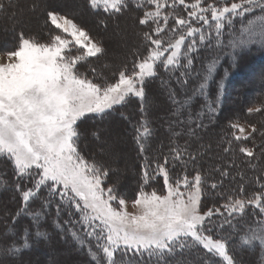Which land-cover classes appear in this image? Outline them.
Here are the masks:
<instances>
[{"label":"snow or ice","instance_id":"obj_1","mask_svg":"<svg viewBox=\"0 0 264 264\" xmlns=\"http://www.w3.org/2000/svg\"><path fill=\"white\" fill-rule=\"evenodd\" d=\"M87 2L93 12L102 11L109 16L130 7V0ZM131 2L137 8H143L145 3L154 5V10L146 9L139 20V24L148 26L144 39L149 42L150 51L146 48L147 56L134 63L131 71H121L117 81L101 82L99 77L87 75L88 71L95 73L88 58L105 51L101 44L67 14L50 9L48 0H33L29 11L43 10L45 24L64 35L52 34L48 42H41L20 32L16 46L0 47V58L4 59L0 63V161L9 160L14 165L20 178L17 190H20V181L26 178L33 181L32 187L21 192L23 213L29 214L31 202L39 199L42 191L46 192L42 209L56 202L57 216L67 212L69 220L64 223L78 226L69 231L81 247L89 245L92 264H182L183 255L198 248L226 264H241L230 254L226 238H214V228L222 230L227 224L235 231L237 225L233 221L243 216L249 206L264 215V183H260L259 194L226 197L220 207L202 209L206 189L222 187L223 179L209 183L210 176L199 169H194L191 177L172 170L178 162L182 170L189 162L195 164L198 155L206 152L210 145L201 144L196 154L188 150L187 144L175 146L171 160L165 158L161 162L158 158L143 157L141 184L131 200L139 213L132 214L127 210L128 199L114 184L107 183L109 173L116 169L86 158L79 150L83 135L79 122L86 117L104 119L134 99L141 102V111L146 117V81L156 78L161 69L174 72L191 68L194 56L190 54L198 53V45L200 49L209 45L227 46L233 52V59L238 50L253 44L264 48V0ZM177 6L186 11V15H174ZM169 8L171 11H165ZM17 9L19 0H0V15ZM245 17L250 18L245 21ZM234 21L240 22L238 33L234 31ZM165 28L174 38L165 40L161 36ZM225 29L232 37L227 45L223 40ZM218 59L213 58L208 63V76L216 71ZM178 83H187V79ZM200 88L203 89V84ZM172 96H175L174 91ZM181 107L183 105L176 109V115H180ZM208 111L215 114L211 106ZM188 122L198 128L205 127L199 116L196 120L189 116ZM149 127L146 118L137 126L135 139L142 154L151 136ZM230 127L233 131L229 134L231 138H226L224 152H233V141L241 142L238 151L246 158L242 162L255 169L264 156V141L259 145L255 143L257 128L253 126L249 132L235 122ZM190 134L199 138L195 129H191ZM92 135L100 138L96 132ZM258 135L264 137V131ZM234 167L238 165L230 156L229 162L215 171L221 178H230ZM237 175L243 178L239 171ZM157 177H162L161 193L155 187L147 191ZM260 181H264V174L258 177V183ZM6 184L7 181L0 180V190H5ZM240 192H244L243 185ZM30 214L39 220L42 212ZM77 214L78 219H73ZM214 217L220 222L214 223ZM56 227L64 230L59 223ZM7 235L13 236L14 230ZM35 236L47 239V234L39 229ZM30 239L31 234L22 238L20 244L13 242L7 248H0V254L19 257L24 250L31 249ZM91 241H95V251ZM240 241L249 250L254 251L258 245L264 251V221L257 228L249 229ZM170 257L173 259L169 260ZM260 264H264V256Z\"/></svg>","mask_w":264,"mask_h":264},{"label":"trees","instance_id":"obj_2","mask_svg":"<svg viewBox=\"0 0 264 264\" xmlns=\"http://www.w3.org/2000/svg\"><path fill=\"white\" fill-rule=\"evenodd\" d=\"M30 2L32 3L33 0H19V9L17 10L21 11V17H23L22 14L28 13L30 17L32 15L35 19H41L44 11L39 10L36 13L29 11L30 6L28 3ZM58 6L50 9L61 14H67L69 18H72L74 22L86 30L105 49L103 54L88 58L90 67L95 69V73L91 71L87 72L89 78L99 77L101 82L104 80L108 82L117 81L121 71H131L134 63L139 62L143 57L147 56L148 52L145 50L146 48L150 51L149 42L144 39V32L148 29V26L139 24V20L143 18V13L146 9L154 10V5H147L145 3L143 8H137L135 3L130 0V7L128 9L112 16L102 11L99 13L93 12L88 7L87 0H66L59 3ZM77 6L81 7L79 15L73 13V10ZM165 11H171V9L169 8ZM11 13L12 11L0 15V47L4 45L16 46L20 32H23L26 37H36L41 42H48L52 34L64 35L59 30L45 24V20L39 27L35 26L34 20L30 17L23 20L24 29H21V27H18L14 23L12 29L7 31L9 22L12 23L15 19ZM174 15H186V11H182L180 6H177ZM249 18L245 17V21ZM84 19H88L89 21L84 23ZM120 20L126 25L132 23L136 27L137 36L135 39L137 48L128 57L125 56L121 62H116L117 64L114 66L112 64V62L115 63L114 59L109 58L106 46L111 50L114 48L109 45L113 36L109 37L108 35L113 28H116L113 24ZM15 22L18 21L15 20ZM234 23V31L238 33L241 26L240 22L234 21ZM171 24L172 20L170 19L169 25ZM93 27H96L98 30L101 29L102 34H95ZM103 27H106L107 30H104ZM126 29H129L128 25ZM224 31L223 40L225 45H227V42L232 37L228 35V29ZM165 33H161V36L165 40L174 38L173 33L168 32L167 28H165ZM150 34L155 36L154 33ZM105 38H108L107 41ZM132 38L134 39V37ZM105 41L107 42L106 44ZM190 55L194 56L191 68L179 69L174 72H167L161 69L156 78L146 81V117L145 112L141 111V102L134 99L130 104L119 108L118 111L106 116L104 119H89L86 117L83 121L79 122L80 130L83 133L79 150L86 158L95 159L108 167L110 166L105 163L108 158L106 159V157L92 153L93 150L91 149L97 145L96 142L92 141L94 137L92 133H97L101 128L109 125L112 130L117 131V128H120L124 121L127 123L128 136L131 137L133 148L136 151V177L133 184H127L125 180L116 179L118 174L110 172L107 183L114 184L118 192L128 200H132L141 184L140 177L144 164L143 157L145 155L149 159L158 158L161 162L165 158L171 160L173 148L175 146L183 147L185 144L189 145L188 150L193 154L197 153L201 144L210 145V147L206 152L198 155L195 164L189 162L186 169L182 170L178 162L177 167L172 170L173 172L191 177L194 169H199L210 176L209 183L223 179L222 187H218L215 190L206 189L205 195L202 197V209L220 207L226 197H250L253 193L259 194L260 183H264V181L258 183V177L264 174V156L259 159L257 167L252 169L248 167L247 163L242 162L246 158L238 151V145L241 142L233 141V152H224L226 138H231L229 134L233 129L230 125L233 122L249 124L252 127L255 126L257 128L255 143L259 145L264 141V137L258 135L260 131H264V48L253 44L246 49L238 50L235 54V59H233V52L227 46L213 47L209 45L206 48L200 49L198 45V53ZM216 57L219 58L216 71L211 76H208L207 65ZM182 72L184 75H181ZM206 76L207 80L205 81ZM184 79H187V83H178V81H183ZM201 84H203V89L200 88ZM173 91L175 92L174 97L172 96ZM154 103L156 105H153ZM180 105H183L180 115H176L175 111ZM209 106L215 109V114L208 111ZM255 109H260V111H255ZM160 113L165 114V116L163 114V121L158 118V115H161ZM189 116L193 120H196L199 116V121L205 127L198 128L194 123H189ZM145 118L150 125L149 131L151 132V136L145 145L146 151L142 154L135 137L137 135V126ZM162 126L164 132L160 129ZM191 129H195L199 138L193 137L190 134ZM177 133L179 135H176ZM89 136L91 141L88 138ZM249 146L251 145L249 144ZM257 152L259 153V148H257ZM230 156L235 160L238 168H233L230 178H221L215 169L224 167L229 162ZM238 171L242 174L243 178H241V175H237ZM0 180L7 181L5 190H0V198L4 196L6 198L3 203V209H10V214L3 219V221L7 220L8 223H5L4 227L2 223L0 224V248H7L13 242L20 244L21 239L29 234H31L30 243L32 244L31 249L24 250L19 257L6 253L0 254V264H12L18 260H25L34 255L38 249L45 247L47 243H53L55 239L59 242L55 244V247L69 246L76 253L71 255L72 257L79 256L80 259H77L78 261L92 264L88 254L89 245L85 244L81 247L73 239L69 231L70 228L78 229V226L64 223L69 220L67 212L63 211L57 216L56 202H53L46 209H42V204L47 196L46 192L42 191L39 199L31 202L29 214H24L22 211L24 204L21 192L23 189L32 187L33 181L28 178L20 181V190H17V181L20 178L16 174L13 164L8 160L0 161ZM241 185L244 187L243 193L240 192ZM152 187H155L156 191L161 193L163 189L162 177H157L153 180L146 190L150 191ZM219 192H222L223 195H217ZM7 195H12V199L6 197ZM9 200L14 202L11 203ZM15 206L16 208H14ZM33 211L42 212L39 220H35L30 214ZM18 212L21 214L17 215ZM73 219H78V214ZM213 220L214 223L220 222L216 217ZM261 221H264V215H261L254 207L249 206L246 208L243 216H237L233 221L237 225L235 231H232L225 224L222 230L214 228V238L217 236L226 238L230 254L236 260H239L241 264H260V258L264 256V251L258 245L255 246L254 251L243 247L240 237L246 234L249 229L257 228ZM57 223L63 226V231L56 227ZM37 229L45 232L47 239L43 237L37 238L35 236ZM13 230L14 235L8 236L7 233ZM80 231L82 235V230ZM85 239L87 238L85 237ZM90 243L95 251V241H91ZM172 259L171 257L169 258V260ZM181 259L182 264H204L205 261H207V264H224L219 258L211 257L202 248L194 249L191 253L184 254Z\"/></svg>","mask_w":264,"mask_h":264},{"label":"rangeland","instance_id":"obj_3","mask_svg":"<svg viewBox=\"0 0 264 264\" xmlns=\"http://www.w3.org/2000/svg\"><path fill=\"white\" fill-rule=\"evenodd\" d=\"M63 1L66 0H48V6L49 8L59 7L58 6L59 3H62ZM28 4L29 6H31L32 3L30 2ZM79 9L81 10V7L77 6L73 10V13L79 15V12H81L79 11ZM20 14H21L20 10L12 11L11 15L14 16L15 19L12 23L9 22L10 24L8 26L7 31H10L12 29L14 23H16L18 27H21V29H24L23 20L28 19L30 16H28V13H25L22 14L23 17H21ZM30 18L34 20L35 26L37 27H39L45 20L44 14L41 15V19H35L32 15ZM15 20H17L18 22H15ZM83 21H85L84 23H87L89 20L84 19ZM113 25L116 28H113L108 36L109 37L113 36L111 38L112 41L109 42V45L114 48L111 50L108 48V46L106 47L109 58L114 59L113 61L115 63L112 62V64L116 66L117 64L116 62H121V60L125 56L128 57L137 48L136 39H135L137 36L136 34L137 32L135 29L136 27H134V24L132 23L127 24L128 28L130 29L127 30L126 29L127 25L124 24L122 20H120L117 23L115 22ZM93 28L95 30L94 31L95 34H102L101 29L98 30L96 27ZM103 29L105 30L106 27H103ZM131 36L134 37V39ZM119 37L122 39L121 42H120L121 39ZM107 39L108 38H105L106 41ZM106 41L105 44L107 43ZM3 62L4 59L0 58V63ZM153 105H156V103H154ZM163 114L164 113L158 115V118L161 119L162 121L164 119ZM239 125L243 126L247 131L249 132L251 131L252 128L251 125L245 123ZM160 129L162 132H164L163 126ZM97 133L100 138L97 139L96 137H93L92 141L96 142L97 145L91 149L93 150L92 153H96L99 156L106 157V159L108 158V160H106L105 163L109 165L111 168L116 169L115 173L118 174V177L116 176V179L119 178L121 181L125 180V183L127 184L128 183L133 184L134 179L136 177V162H135L136 151L133 148V142L131 141V137L128 136L129 131H128L127 123L124 121L122 126L120 128H117V131L112 130L109 125V126H104ZM88 138L90 140V136ZM11 196L12 195H7L6 197L12 199ZM5 199H6L5 196L0 198V224L2 223L3 227L5 226V223H8L7 220L3 221V219L7 217L8 214H10L9 213L10 209H5V210L3 209V203L5 202ZM128 201L129 202L127 204V210L132 214H138L139 209L133 207L131 200ZM9 202L13 203L14 201L9 200ZM14 208H16V206ZM56 243H59L57 242V239H55L53 243L52 242L47 243L45 247L35 251L34 255H31L29 258H26L25 260H18L12 264H85L78 261L80 259L79 256H73V257L71 256L73 254H76L72 248L66 245L57 248L55 247ZM74 259L76 260L78 259V260L76 261ZM224 264H226V262H224Z\"/></svg>","mask_w":264,"mask_h":264}]
</instances>
